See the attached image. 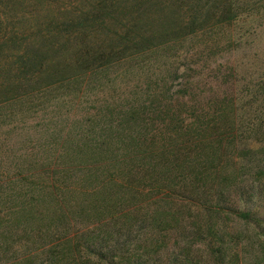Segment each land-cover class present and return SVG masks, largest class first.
<instances>
[{
	"label": "rangeland",
	"instance_id": "1",
	"mask_svg": "<svg viewBox=\"0 0 264 264\" xmlns=\"http://www.w3.org/2000/svg\"><path fill=\"white\" fill-rule=\"evenodd\" d=\"M0 264H264V0H0Z\"/></svg>",
	"mask_w": 264,
	"mask_h": 264
},
{
	"label": "trees",
	"instance_id": "2",
	"mask_svg": "<svg viewBox=\"0 0 264 264\" xmlns=\"http://www.w3.org/2000/svg\"><path fill=\"white\" fill-rule=\"evenodd\" d=\"M231 1V0H230ZM230 4H231V2L229 3V5H228V7H230ZM77 20H79V21H82L83 19H82V17L81 16H79L78 18H73L72 20H69V19H67V20H63L62 22H64L63 23V25H66V26H68V27H71L72 25H73V23L74 22H76L77 23ZM61 22V23H62ZM45 37H49V38H51L52 37V35H44V36H41V34H39L38 36H37V38L34 40V41H31L32 43H31V45H29L30 43H26L25 45H23V55H25V56H27V57H29V55L31 56V54H30V52H33L34 50H35V48L38 46V43H36V42H38L39 41V39H41L39 42H43V40L45 39ZM11 40L10 41V43L12 44V45H16L17 43L12 39V38H6L5 40H3L4 42H6V40ZM40 49V48H39ZM38 49V50H39ZM56 49H58V48H56ZM101 52V51H100ZM97 58H100V56L99 57H97ZM224 98H226V97H224ZM229 101V100H228ZM217 103V102H216ZM215 103V104H216ZM230 104H231V102H229ZM204 116H205V118L207 117V114L206 113H204ZM233 119V118H232ZM212 123H214V120H211V121H207L205 124H204V126H201L200 127V132H205V133H211L212 132V130H214V127L212 126V127H210V124H212ZM235 120L233 119L232 121L230 120V122H229V124H228V127L229 128H232V127H234L235 126ZM226 125H227V123H226ZM225 126V121L224 120H221L220 122H219V127L217 128V126H216V128H215V133L218 131V130H220V129H222V127H224ZM182 150V149H181Z\"/></svg>",
	"mask_w": 264,
	"mask_h": 264
}]
</instances>
